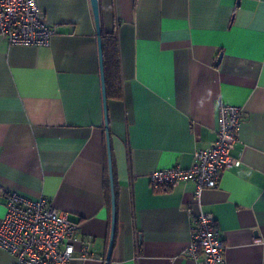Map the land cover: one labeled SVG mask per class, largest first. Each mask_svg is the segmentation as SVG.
Returning <instances> with one entry per match:
<instances>
[{
    "label": "crops",
    "instance_id": "obj_1",
    "mask_svg": "<svg viewBox=\"0 0 264 264\" xmlns=\"http://www.w3.org/2000/svg\"><path fill=\"white\" fill-rule=\"evenodd\" d=\"M48 46L0 38V190L45 198L76 223L69 264H106L105 117L90 0H37ZM116 36L122 97L107 98L116 222L108 264H196L192 220L209 213L225 264H264V0H98ZM221 55L220 62L216 65ZM243 110L217 186L152 188L216 140L218 104ZM0 195V223L4 217ZM85 255L82 259L80 256ZM0 264L15 258L0 249Z\"/></svg>",
    "mask_w": 264,
    "mask_h": 264
},
{
    "label": "built area",
    "instance_id": "obj_2",
    "mask_svg": "<svg viewBox=\"0 0 264 264\" xmlns=\"http://www.w3.org/2000/svg\"><path fill=\"white\" fill-rule=\"evenodd\" d=\"M55 27L40 17L37 0H0V38L12 46H48ZM243 110L220 102L216 140L193 153L189 168L181 166L154 171L149 181L154 189L191 183L199 192L217 186L222 172L239 167L231 155L239 139ZM5 213L0 223V249L15 258V264H69L75 256L78 226L45 198L29 199L14 191L0 190ZM225 245L213 216L199 213L192 220L187 254L196 264H225ZM82 259L86 258L83 254Z\"/></svg>",
    "mask_w": 264,
    "mask_h": 264
},
{
    "label": "trees",
    "instance_id": "obj_3",
    "mask_svg": "<svg viewBox=\"0 0 264 264\" xmlns=\"http://www.w3.org/2000/svg\"><path fill=\"white\" fill-rule=\"evenodd\" d=\"M103 68L105 78L106 98L119 100L122 97L121 74L119 61V48L116 36L101 33ZM114 183V180H113ZM105 200L109 214L111 213V194L109 169L107 165L106 178L104 180ZM114 193L115 183H114Z\"/></svg>",
    "mask_w": 264,
    "mask_h": 264
},
{
    "label": "water",
    "instance_id": "obj_4",
    "mask_svg": "<svg viewBox=\"0 0 264 264\" xmlns=\"http://www.w3.org/2000/svg\"><path fill=\"white\" fill-rule=\"evenodd\" d=\"M90 4H91L93 18H94V24H95L96 34H97L98 52H99L101 88H102L104 117H105V141H106V149H107V160H108L109 180H110V194H111V228H110V240H109L108 254H107V259H106V264H108L111 250L113 247L114 235H115V222H116V205L115 204L116 202H115L113 173H112V164H111L110 136H109L108 125H107V98H106L105 78H104V68H103V55H102V42H101L98 0H90ZM220 60H221V55H219L216 65L220 62Z\"/></svg>",
    "mask_w": 264,
    "mask_h": 264
}]
</instances>
